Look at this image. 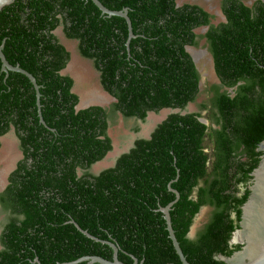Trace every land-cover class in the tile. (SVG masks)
Instances as JSON below:
<instances>
[{
    "label": "trees",
    "instance_id": "16d2710c",
    "mask_svg": "<svg viewBox=\"0 0 264 264\" xmlns=\"http://www.w3.org/2000/svg\"><path fill=\"white\" fill-rule=\"evenodd\" d=\"M100 1L111 10L128 8L133 38L124 17L103 14L92 0H16L0 10L4 54L36 78L46 122L33 83L3 71L0 59V147L15 130L24 155L0 193L10 214L0 230V264L112 260L105 241L128 264L134 257L180 263L160 210L176 199L170 187L180 193L171 217L187 260L226 264L220 255L241 249L230 240L263 155L257 148L264 140V2L221 0L227 20L214 23L203 6L179 0ZM61 27L95 63L116 98L112 109H77L74 79L62 74L72 54L55 34ZM199 37L207 39L221 85L209 87L212 96L199 110L169 114L150 138L137 139L96 174L94 166L114 149L108 133L114 112L146 121L152 111H186L198 100L202 76L187 48ZM224 88H235L234 95ZM203 207L212 208L210 218L191 238Z\"/></svg>",
    "mask_w": 264,
    "mask_h": 264
},
{
    "label": "rangeland",
    "instance_id": "374dc122",
    "mask_svg": "<svg viewBox=\"0 0 264 264\" xmlns=\"http://www.w3.org/2000/svg\"><path fill=\"white\" fill-rule=\"evenodd\" d=\"M218 1L219 0H179V3H199L214 15L216 12H219L215 20H221L220 18H222V15L220 13V9H215V7L218 6ZM209 6H213V8L210 10ZM197 32L200 35L204 34L205 29H199ZM57 33L61 36L62 41L68 45L69 50L72 52V59L69 63L70 66L67 68V72L76 80L74 90L80 97L81 105L85 103L84 101L86 100L85 98L87 97V94L91 92H98L104 95V97H102L104 100L100 99L89 104H98L108 109H112L111 107L115 101L113 100L112 95H110V93H108L102 86L100 73L95 68L94 63L81 56L78 51L77 41L68 39L62 33L61 29H58ZM190 49H195L197 53L198 51L200 52L198 53L199 58L197 67L202 76L201 94L198 97V100L188 105L187 108L188 111L193 112L200 109L201 102L208 101L211 98L209 97L206 89L208 85L215 84L217 80L212 57L207 49L205 38L199 37L198 45L191 47ZM201 52H204V54L200 55ZM204 113L205 116L202 119L209 123L206 118L207 112ZM165 117L164 111H161L160 113L149 115L146 121H142L134 117L127 118L119 112H114L112 118L109 120L110 125L108 130V133L113 140L114 149L110 152V155L106 157L103 165H112L117 156L128 150L130 145H132L136 139L151 135L153 129L161 121H163ZM136 128H138V130ZM23 156L20 139L15 130H11V132H9L2 139V145L0 147V189L6 186L9 181L10 174L16 168L17 163ZM100 167L101 166H94V171L95 169L100 170ZM202 209L200 217L195 219L193 224L195 226L194 237L196 236L198 230L209 220L212 212V208L210 207H203ZM1 210L2 208H0V215L2 213Z\"/></svg>",
    "mask_w": 264,
    "mask_h": 264
},
{
    "label": "water",
    "instance_id": "95a60500",
    "mask_svg": "<svg viewBox=\"0 0 264 264\" xmlns=\"http://www.w3.org/2000/svg\"><path fill=\"white\" fill-rule=\"evenodd\" d=\"M15 1L16 0H0V10H2L4 7H6L8 5H11ZM92 1L102 10L103 14H106L110 17L111 16L124 17L128 23V27H129V40L134 37L131 19L128 15V13H129L128 8H125L121 11L111 10V9L107 8L100 0H92ZM128 44H129V41H128ZM4 46H5L4 43L0 44V59L2 61V70L5 72H9V71L21 72V73L25 74L30 79V81L33 83V85L37 91V99H38L37 101H38V107H39V114H40L41 122L43 124H46V122L42 116V112H41L40 85L37 83L36 78L30 72L21 68L19 65H17V66L12 65L7 60V58L4 54V51H3ZM190 48L191 47H188L187 49L191 53L195 63L197 64L198 58L197 59L195 58L194 54L191 52V50H193V49H190ZM68 67H69V65H68ZM67 68L62 71V74L66 75L68 73ZM73 91L75 92L74 89H73ZM113 100L116 101V98L113 97ZM92 105H98V104L81 105V102H79L77 109H84V108L90 107ZM163 111H164V114L166 117L172 113H178V112H180L182 114L186 113V111L181 110L179 108H175V109L169 108V109H165ZM154 113L155 112L152 111L149 113V115L154 114ZM202 121L204 123H207V121H205L204 119H202ZM3 138L4 137H2V139ZM143 138L148 139V138H150V135H148L147 137H143ZM2 139H1V141H2ZM130 149H128L125 152H128ZM257 150L263 152V155L261 156V161H260L259 165L251 173L252 179L250 181V188H249L250 189V195L248 197V200L242 206V217H241V221L239 223V228L233 232V235L231 238V243L240 244L241 249L235 251L229 257L220 255V259L225 261L226 264H264V140L259 143ZM120 155L121 154H119L117 156V158ZM117 158L114 160L112 165H109V166L103 165V162L106 159L105 158L103 161H101L95 165V167L101 166L100 167L101 169L100 170L95 169L94 172L96 174H98L104 169H107L109 167H113L116 164ZM170 188L172 191L175 192L176 199L173 202L169 203L167 206L161 207L160 210L164 213V217H165L166 224H167V230L169 231V236L173 242L174 248H175L177 254L179 255L181 262L180 263H168V264H192L187 260L185 254L181 248V245H180V243L176 237L175 230L173 228L171 210H172L173 205L179 200L180 193L177 190L173 189L172 187H170ZM202 210L203 209L200 210V212L196 216V219L200 217V213L202 212ZM77 227L83 233H85L87 236H89L90 238H93V239L99 241L98 238H96L93 235H91L90 233H88V231L83 230L78 225H77ZM194 231H195V226L193 225L191 227V230L189 233V236L191 238L194 237ZM105 243H108L114 250L112 260L106 259L102 256L92 255V256H83V257H81L77 260L71 261V262H64V263H58V264H77V263L84 262V261L87 262V264H94V263L128 264V263H125L119 259V257H118L119 247L114 242L105 241ZM35 262L40 263L38 258L35 259ZM133 264H145V263H144V261L139 262V260L136 257H134Z\"/></svg>",
    "mask_w": 264,
    "mask_h": 264
},
{
    "label": "flooded vegetation",
    "instance_id": "af4514ba",
    "mask_svg": "<svg viewBox=\"0 0 264 264\" xmlns=\"http://www.w3.org/2000/svg\"><path fill=\"white\" fill-rule=\"evenodd\" d=\"M206 1H209V0H206ZM254 1H256V0H249V4H252ZM263 2H264V0H262ZM189 3V2H188ZM180 4V3H179ZM192 4H199V3H192ZM200 5V4H199ZM211 5V4H210ZM202 6V5H201ZM204 7V6H203ZM205 8V7H204ZM209 8H210V10L213 8V6H209ZM220 9V13H221V15H222V18H220L221 20H214L213 22L214 23H219V22H222V21H226L227 20V18H226V16H225V14L223 13V10H222V7H221V0H219L218 1V6L217 7H215V9ZM211 13V12H210ZM218 14H219V12H216L215 13V16H218ZM214 15V14H213ZM58 29H61V31H62V33L64 34V32H63V29H62V27L61 28H58ZM205 29V32H206V28H204ZM58 32V30H56L55 31V34L59 37V39H60V41L66 46V48L68 49V51H70L69 50V48H68V45L64 42V41H62V39H61V36H59V34L57 33ZM205 40H206V44H207V49H208V51H209V53H210V55H211V57H212V61H213V66H214V58H213V55H212V53L210 52V50H209V44H208V42H207V39L205 38ZM78 43V42H77ZM189 47H193V46H189ZM192 51H194V52H197L195 49H193V50H191V52ZM71 52V51H70ZM193 53V52H192ZM198 53H200L199 51H198ZM71 54H72V52H71ZM204 54V52H201V54L200 55H203ZM195 58H196V56H195ZM71 59H72V57H71ZM197 59V58H196ZM94 63V62H93ZM69 66H70V64H69ZM94 66H95V63H94ZM96 68V67H95ZM214 71H215V66H214ZM68 74V73H67ZM215 74H216V83L215 84H218V85H221V80H220V78L218 77V75H217V73H216V71H215ZM72 77V76H71ZM73 78V77H72ZM74 79V82L76 83V80H75V78H73ZM209 80V79H208ZM201 85H202V81H201ZM103 86V85H102ZM210 86H212V85H208V87H207V89H206V91H207V93H208V95H209V97H211L212 95H211V93H210V91H209V87ZM225 90H227L229 93H231L232 95H234V93H235V88H224ZM94 94V93H98V92H91V93H89V94ZM109 93V92H108ZM111 95V94H110ZM87 96H88V94H87ZM101 106V105H100ZM186 112H192V111H188V110H186ZM120 113V112H119ZM121 114V113H120ZM204 115H205V113H203ZM123 115V114H122ZM135 118V117H134ZM139 120V119H138ZM202 120V119H201ZM206 124H209V123H206ZM156 128V127H155ZM154 128V129H155ZM154 129H153V131H154ZM152 131V132H153ZM139 139V138H138ZM137 140V139H136ZM135 140V141H136ZM135 141L133 142V144L132 145H130V147H129V149L130 148H132L133 146H134V143H135ZM113 146H114V144H113ZM127 151V150H126ZM122 153H124V152H122ZM23 158V157H22ZM21 158V159H22ZM20 159V160H21ZM118 159V158H117ZM18 164V163H17ZM17 166V165H16ZM251 181V180H250ZM250 181L248 182V189L250 188ZM8 183H9V181L7 182V184H6V186L5 187H2L1 189H0V193L1 192H4L5 191V189L7 188V186H8ZM0 208H2V206L0 205ZM2 213H1V215H0V230L2 231V228L4 227V224H5V222H6V219H7V217L10 215L9 213H7V212H5L4 211V209L2 208ZM1 231H0V233H1ZM230 244L231 245H237V244H235V243H231V240H230ZM240 245V244H239ZM0 248H1V240H0Z\"/></svg>",
    "mask_w": 264,
    "mask_h": 264
},
{
    "label": "bare ground",
    "instance_id": "6f19581e",
    "mask_svg": "<svg viewBox=\"0 0 264 264\" xmlns=\"http://www.w3.org/2000/svg\"><path fill=\"white\" fill-rule=\"evenodd\" d=\"M192 52H193L194 56H196V58H199L197 52H194V51H192ZM102 97H104V95H102L100 93L88 94V96L85 98L86 100L84 101L85 103H83V105L95 102V101L100 100V99L104 100Z\"/></svg>",
    "mask_w": 264,
    "mask_h": 264
}]
</instances>
